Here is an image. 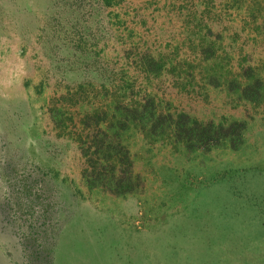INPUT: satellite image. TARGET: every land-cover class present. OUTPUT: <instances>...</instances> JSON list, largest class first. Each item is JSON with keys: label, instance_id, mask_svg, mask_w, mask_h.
Listing matches in <instances>:
<instances>
[{"label": "rangeland", "instance_id": "1", "mask_svg": "<svg viewBox=\"0 0 264 264\" xmlns=\"http://www.w3.org/2000/svg\"><path fill=\"white\" fill-rule=\"evenodd\" d=\"M160 5L192 89L142 65ZM0 264H264V0H0Z\"/></svg>", "mask_w": 264, "mask_h": 264}, {"label": "crops", "instance_id": "2", "mask_svg": "<svg viewBox=\"0 0 264 264\" xmlns=\"http://www.w3.org/2000/svg\"><path fill=\"white\" fill-rule=\"evenodd\" d=\"M124 1V0H123ZM156 15V23H154L153 30H155V36H153V39H146L143 38V43L146 41L147 45H150V47H154V49H157L156 52L152 56H147L145 54V57H141V62L144 69L149 71L150 75L158 76L161 78H164L166 82V85L181 87V81L185 79L187 82V88L192 89V77L196 75V69L200 67V65H194L192 64V60H194V57L190 54V52L187 54L184 50L183 41L182 38H179V32L182 31V23H178L175 21H171L169 15V6H163L160 5L157 9ZM172 31H177V37H173V35L167 36L169 32L172 33ZM157 32V33H156ZM209 34L207 33L206 36ZM181 37V36H180ZM154 42H156V45H154ZM177 48V51L175 53V49ZM171 52H174V54H170ZM208 55L206 58L203 59V61L208 58H210ZM208 61V60H207ZM197 64V63H196ZM203 65H205V62H202ZM209 65H212V60L209 61ZM197 78H195L196 80ZM174 89V90H178ZM195 88V87H194Z\"/></svg>", "mask_w": 264, "mask_h": 264}, {"label": "trees", "instance_id": "3", "mask_svg": "<svg viewBox=\"0 0 264 264\" xmlns=\"http://www.w3.org/2000/svg\"><path fill=\"white\" fill-rule=\"evenodd\" d=\"M190 120L187 115H179L176 121L178 136L183 138L188 136V142L195 141L201 146L210 148L212 145H219L223 139L230 138L233 147H236V140L241 139L244 124L241 122H233L227 127L223 124L215 125L214 123L192 122V127H187ZM127 187L129 183L126 184Z\"/></svg>", "mask_w": 264, "mask_h": 264}]
</instances>
